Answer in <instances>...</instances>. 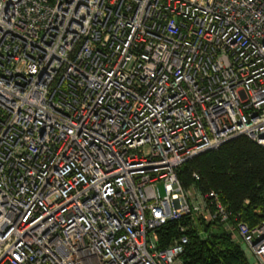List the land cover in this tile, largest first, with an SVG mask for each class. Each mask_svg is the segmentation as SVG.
<instances>
[{
	"label": "built area",
	"instance_id": "1",
	"mask_svg": "<svg viewBox=\"0 0 264 264\" xmlns=\"http://www.w3.org/2000/svg\"><path fill=\"white\" fill-rule=\"evenodd\" d=\"M238 135L264 149V0H0V264H179L156 230L199 216L264 264V221L176 177Z\"/></svg>",
	"mask_w": 264,
	"mask_h": 264
},
{
	"label": "trees",
	"instance_id": "2",
	"mask_svg": "<svg viewBox=\"0 0 264 264\" xmlns=\"http://www.w3.org/2000/svg\"><path fill=\"white\" fill-rule=\"evenodd\" d=\"M192 173L198 175L194 179ZM176 177L185 189L217 192L229 212L249 227L264 221V149L243 135L205 150L183 162ZM196 223L187 217L169 220L156 230L157 245L164 247L178 236L182 225L187 242L179 264H249L240 245L230 240L216 220Z\"/></svg>",
	"mask_w": 264,
	"mask_h": 264
},
{
	"label": "rangeland",
	"instance_id": "3",
	"mask_svg": "<svg viewBox=\"0 0 264 264\" xmlns=\"http://www.w3.org/2000/svg\"><path fill=\"white\" fill-rule=\"evenodd\" d=\"M157 190H158V193L159 194H162L163 193V189H162V184L161 183H157ZM201 221L203 220V218L201 217L200 219ZM240 247L244 250V247L242 245H240ZM245 255L247 256L248 258V261H249V264H255V261L253 259V257L251 256V254H249L247 251H245Z\"/></svg>",
	"mask_w": 264,
	"mask_h": 264
}]
</instances>
